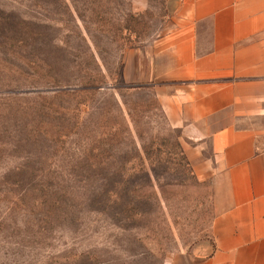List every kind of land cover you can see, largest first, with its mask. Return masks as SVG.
Segmentation results:
<instances>
[{
    "label": "rangeland",
    "instance_id": "obj_1",
    "mask_svg": "<svg viewBox=\"0 0 264 264\" xmlns=\"http://www.w3.org/2000/svg\"><path fill=\"white\" fill-rule=\"evenodd\" d=\"M178 2L0 0V264L211 250V177L156 95Z\"/></svg>",
    "mask_w": 264,
    "mask_h": 264
},
{
    "label": "crops",
    "instance_id": "obj_2",
    "mask_svg": "<svg viewBox=\"0 0 264 264\" xmlns=\"http://www.w3.org/2000/svg\"><path fill=\"white\" fill-rule=\"evenodd\" d=\"M157 99L215 194L211 250L189 264H264V0H179Z\"/></svg>",
    "mask_w": 264,
    "mask_h": 264
},
{
    "label": "trees",
    "instance_id": "obj_3",
    "mask_svg": "<svg viewBox=\"0 0 264 264\" xmlns=\"http://www.w3.org/2000/svg\"><path fill=\"white\" fill-rule=\"evenodd\" d=\"M122 87H125L124 84L122 85Z\"/></svg>",
    "mask_w": 264,
    "mask_h": 264
}]
</instances>
